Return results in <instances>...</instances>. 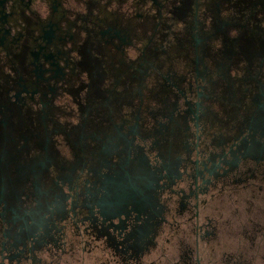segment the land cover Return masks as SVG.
Instances as JSON below:
<instances>
[{
	"label": "flooded vegetation",
	"instance_id": "flooded-vegetation-1",
	"mask_svg": "<svg viewBox=\"0 0 264 264\" xmlns=\"http://www.w3.org/2000/svg\"><path fill=\"white\" fill-rule=\"evenodd\" d=\"M262 178L264 0H0V264H264Z\"/></svg>",
	"mask_w": 264,
	"mask_h": 264
},
{
	"label": "rangeland",
	"instance_id": "rangeland-1",
	"mask_svg": "<svg viewBox=\"0 0 264 264\" xmlns=\"http://www.w3.org/2000/svg\"><path fill=\"white\" fill-rule=\"evenodd\" d=\"M264 186V178H262V179H259L258 181H257V184H256V186L257 187H260V186ZM264 188V187H263ZM243 194H246V195H244V196H239L238 198H240V200H238L237 202L238 203H240V204H242V208H246L247 207V205H249L248 203V199H249V191H244V192H242ZM252 202V201H251ZM256 202H258L257 203V205H260V207L261 206H264V198H258L257 200H256ZM229 202H227V204H228ZM234 203H236V202H234ZM234 205V204H233ZM235 206V205H234ZM248 210V209H247ZM247 210H244V212H243V215L244 216H246L247 214H249V212L247 211ZM254 214H257V216L258 217H260L261 215L263 216L264 215V212H260V211H254ZM242 215V216H243ZM228 243V245H227V247H229L230 249H232V250H236V249H239V247L237 246V242L233 239V238H230L229 239V242H227ZM247 253H250V252H247ZM95 254H93V255H91L89 258H86V264H103V263H99L97 260H96V258H95V256H94ZM205 259H207V256H205ZM203 262H204V260H203ZM246 264H256V263H251V262H247ZM258 264H260V263H258Z\"/></svg>",
	"mask_w": 264,
	"mask_h": 264
}]
</instances>
